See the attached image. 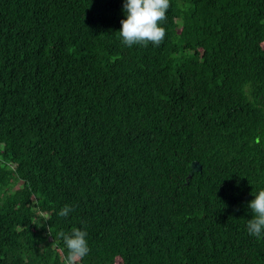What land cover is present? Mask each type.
Here are the masks:
<instances>
[{
    "label": "trees",
    "instance_id": "16d2710c",
    "mask_svg": "<svg viewBox=\"0 0 264 264\" xmlns=\"http://www.w3.org/2000/svg\"><path fill=\"white\" fill-rule=\"evenodd\" d=\"M124 2L0 0V264H264V0H171L159 47Z\"/></svg>",
    "mask_w": 264,
    "mask_h": 264
},
{
    "label": "clouds",
    "instance_id": "9594fccd",
    "mask_svg": "<svg viewBox=\"0 0 264 264\" xmlns=\"http://www.w3.org/2000/svg\"><path fill=\"white\" fill-rule=\"evenodd\" d=\"M170 8L171 0H125L123 10L126 19L120 21L122 27L118 32L122 43L127 47H147L149 44L159 47L167 35L162 25L167 20ZM253 195L255 198L249 202L253 218L247 222V231L249 235L261 239L264 238V189ZM72 211L74 208L66 204L58 215L66 218ZM86 237L87 232L79 227H72L68 233L59 231L56 234L55 239H62L67 250L66 255L62 256V264H79L89 253Z\"/></svg>",
    "mask_w": 264,
    "mask_h": 264
},
{
    "label": "water",
    "instance_id": "95a60500",
    "mask_svg": "<svg viewBox=\"0 0 264 264\" xmlns=\"http://www.w3.org/2000/svg\"><path fill=\"white\" fill-rule=\"evenodd\" d=\"M191 166L193 170L199 171L201 169V165L198 161L194 160L191 162Z\"/></svg>",
    "mask_w": 264,
    "mask_h": 264
}]
</instances>
